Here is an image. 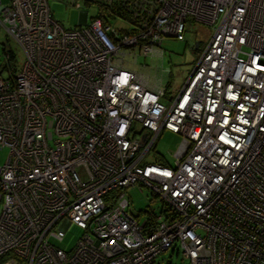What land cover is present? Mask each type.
Here are the masks:
<instances>
[{
	"label": "built area",
	"instance_id": "built-area-1",
	"mask_svg": "<svg viewBox=\"0 0 264 264\" xmlns=\"http://www.w3.org/2000/svg\"><path fill=\"white\" fill-rule=\"evenodd\" d=\"M49 1L0 0L25 57L0 77V264H264V0H85L100 12L72 28ZM189 23L213 30L166 103L118 59ZM164 131L173 162L145 161ZM138 185L165 205L151 220L119 191Z\"/></svg>",
	"mask_w": 264,
	"mask_h": 264
},
{
	"label": "rangeland",
	"instance_id": "rangeland-1",
	"mask_svg": "<svg viewBox=\"0 0 264 264\" xmlns=\"http://www.w3.org/2000/svg\"><path fill=\"white\" fill-rule=\"evenodd\" d=\"M4 4L9 0H3ZM81 3V9L73 6V0H50L49 6L54 18L61 22L66 28L79 27L80 13L88 11L90 21L100 12V7L96 2L87 3L85 0H78ZM187 30L184 33L183 39L174 37H166L155 53L147 55L142 54L137 48L125 49V54H120L118 62L125 65L131 71H135L143 77L144 82L152 89L163 88L166 92L168 81L173 88H180L185 81L188 73L195 65V61L202 51V45L208 41L213 30V26L196 25L189 23ZM200 42V46L196 47V42ZM4 49L12 51L15 59L11 60V65L16 66L18 70L22 67L25 57L21 46L7 34L6 29L0 23V77L7 76L9 70L4 68L7 65V58ZM122 52V50L120 51ZM170 100V99H169ZM167 98L164 99L169 103ZM181 137L173 132L164 131L156 142L153 148L147 155L145 161L154 162L157 160V153L162 154L169 163L173 162L172 153L179 146ZM0 154V163L5 162L8 151L2 149ZM125 194L129 200V209L142 222L148 217L151 211L161 213L165 208L159 197L155 196L150 189L138 185L131 186L125 190H119ZM113 193H117L114 191ZM4 203L0 200V216L2 214ZM150 215V214H149ZM83 228H80L75 223H72L67 230V233L62 241L63 246L70 249L75 245V241L83 234ZM153 264H190V261L185 257L182 251L175 249L164 251L158 255Z\"/></svg>",
	"mask_w": 264,
	"mask_h": 264
},
{
	"label": "trees",
	"instance_id": "trees-1",
	"mask_svg": "<svg viewBox=\"0 0 264 264\" xmlns=\"http://www.w3.org/2000/svg\"><path fill=\"white\" fill-rule=\"evenodd\" d=\"M112 18H114V16L113 15H110ZM164 41V40H163ZM4 51H5V55H6V58H7V65L6 66H4V68H7L8 70H9V68L10 67H13V65H11V60H14L15 58V55H14V53L12 52V51H8V50H6V49H4ZM141 53V52H140ZM15 67V66H14ZM179 88H173L172 86H171V83H170V81H168V83H167V87H166V92H165V98H167V99H169V97L171 96V95H173L177 90H178ZM162 157L160 158V160H158L159 162L161 161V162H166L167 161V159H166V157H164L162 154H160ZM145 212H147L148 213V218H149V220H151V218L152 217H154V212H149V211H145ZM149 214H151V216L149 215ZM153 214V215H152Z\"/></svg>",
	"mask_w": 264,
	"mask_h": 264
},
{
	"label": "water",
	"instance_id": "water-1",
	"mask_svg": "<svg viewBox=\"0 0 264 264\" xmlns=\"http://www.w3.org/2000/svg\"><path fill=\"white\" fill-rule=\"evenodd\" d=\"M198 45H199V42L197 41V42H196V47H197V48H198Z\"/></svg>",
	"mask_w": 264,
	"mask_h": 264
}]
</instances>
